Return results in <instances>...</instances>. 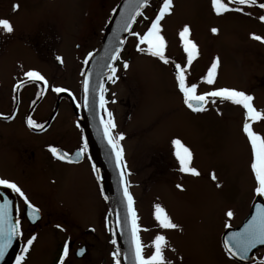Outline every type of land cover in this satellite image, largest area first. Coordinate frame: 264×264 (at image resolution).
<instances>
[{
  "label": "rangeland",
  "instance_id": "1",
  "mask_svg": "<svg viewBox=\"0 0 264 264\" xmlns=\"http://www.w3.org/2000/svg\"><path fill=\"white\" fill-rule=\"evenodd\" d=\"M92 2L0 0V19L9 20L14 28L11 34L3 32L9 41L7 54L0 65V91L3 84V98L12 97L9 92L22 71L37 64L32 56V53L35 56L37 52V28L47 27L49 19L55 17L67 35L78 32L83 25L84 12ZM224 2L228 3V0ZM260 2L264 0H257L256 4ZM96 3L99 5V9L95 10L96 16H103L106 20L115 1L98 0ZM161 4L162 0L151 2L141 22L146 20L145 17L148 19L146 21H151ZM14 5H19L18 10ZM229 7L243 10L217 15L212 0H174L172 14L162 21L161 33L166 41L165 55L174 61L164 64L150 57L143 68L141 65L138 67L142 74L140 79H131L129 83L127 78L109 88L110 100L114 94L123 101L130 98L131 102L134 96L139 94L141 97L142 121L137 122L136 115L128 116L129 110L123 104H110V108L119 125L115 131L125 136L122 144L128 155L132 147L136 150L145 145L144 142L148 145L153 142L154 148L149 152L148 148H140V158L145 157V161L142 171L131 182L135 185L139 224L142 229H146L145 221L148 225L151 220L153 228L157 226L156 235L165 236L167 247L164 254H171L173 259L170 264H236L222 247L223 228L226 224H240L244 216L242 211H246L256 197L252 193L255 184L250 167L253 155L242 130L245 118L241 106L229 102L211 103L204 113L195 116L183 109L181 97L175 88V63L186 66L187 60L179 33L188 25L191 29L189 38L196 43L199 51L194 60L197 68L194 77L198 80L199 89L212 87L203 83V77L219 58L214 87L244 91L254 97L257 109L264 112V43L252 39L253 35L264 37V22L259 19L260 14L255 8L232 3H229ZM97 23L92 19V13H89L84 30L89 29L85 37L92 44H96L99 39L93 32ZM213 28L218 32L214 34ZM145 29L146 26L137 27L135 32L143 35ZM134 43L132 38L129 44L132 46ZM86 51H82L81 56ZM37 59L40 66L38 70L43 72L46 67L52 74H59L54 64L44 58ZM138 69L133 71L136 76H140ZM68 83L71 86L78 85L74 79L68 80ZM45 106L46 102L40 108ZM253 129L264 135V121L253 125ZM175 139L181 140L192 151V164L199 171V176L193 177L179 171V164L170 146ZM6 160L7 156L0 154V163L6 172L17 179L18 174L6 166ZM213 173L216 180L211 178ZM178 184L183 187V191L175 190ZM217 184L221 187L218 188ZM160 188L166 191L153 194ZM147 197L149 207L145 209ZM156 204L165 209L179 226L177 229H162L158 226L154 218ZM229 210L235 214L231 220L226 216ZM146 231H141L144 246L149 243Z\"/></svg>",
  "mask_w": 264,
  "mask_h": 264
},
{
  "label": "flooded vegetation",
  "instance_id": "2",
  "mask_svg": "<svg viewBox=\"0 0 264 264\" xmlns=\"http://www.w3.org/2000/svg\"><path fill=\"white\" fill-rule=\"evenodd\" d=\"M96 1L98 0H93L89 9L84 12L83 25L78 32L67 35L64 29L59 26L60 24L56 22L55 17L49 19L47 27L37 28V52L35 56L32 53L37 64L27 68L26 71H22L21 76L16 79L9 92L12 97L8 99L3 98V84L1 87L0 154L4 153L7 156L5 164L18 174V178L15 179V176L8 174L4 165L1 163L0 178H6L17 183L25 191L30 201L40 209V219L33 222L27 217L28 210L21 198L8 189L15 201L17 217L21 221L24 234L23 238H20L17 253L12 264H16V257L21 254V249L24 247L26 240L33 235L36 236L37 239L29 253H27L26 264H57L65 243H68L70 246V254L65 264H115L112 253L119 248V243L114 229L111 195L100 157L90 140L87 130L84 129L79 118V116H83L82 82L85 68L88 64H85L84 61L88 59V53L94 54L99 49L105 34V29L109 25L121 2V0H113L115 4L112 6L105 20L103 16L101 18L96 16L97 11L95 10L99 9V5ZM259 4L251 8H255L257 13L260 14V17L264 15V9L259 8ZM149 6L150 3L143 13H145ZM157 12L156 10L155 15ZM0 13H2V11ZM89 13H92V19L94 18L98 22L93 29L94 36H99L96 44H92V41L85 37L89 33V29L84 30V27L87 25V16ZM142 18L143 16L137 18L132 31L135 32L137 27L143 28L145 26L148 30L155 16L149 22L146 21L148 19L141 22ZM146 29L145 33L147 32ZM132 38L135 40V43L130 46L129 42ZM57 42L59 45H56ZM8 46L9 41L7 37L3 34V31H0V65L3 64V58L7 54ZM138 46H145V48H147V45L139 44L137 37L129 35L120 52V60L114 63L118 69L116 73L118 79H116L115 83H119V81L126 80L127 78H129V83L131 79H140L142 74L141 69H138L139 65L143 68L150 61V57L152 56L147 54V52H139L137 50ZM85 50H88V52L86 51L81 56V52ZM57 56L63 58L62 64L56 60ZM37 57L41 60L44 58L45 61L54 64L59 74H52L46 67H44L43 72L38 70L40 66H38L39 61ZM140 58L143 62L140 61ZM167 58L169 59V63L174 61L169 57ZM125 62L129 65L127 69L123 68V63ZM192 65L193 66L187 68L186 74L188 82L196 83L198 86L197 94H203V92L210 90L211 87L206 90L199 89L198 80L194 77L197 70L195 61H193ZM52 67L55 68L54 66ZM136 68L140 76H136L135 72L133 73ZM204 68L205 66L203 69ZM29 70L40 72L47 79L48 86L42 87L40 83L28 82L24 73ZM174 74L176 75L175 68ZM70 79L76 80L78 85H69L68 80ZM22 81L23 87L17 90L16 85ZM56 82H58V84H55ZM113 84L112 80L107 79L105 85L106 91L104 92L106 119H108L107 112L112 113L110 104H113V106L123 104L129 110L128 116L131 117L136 115L138 118L137 122L144 120L140 116L143 112L141 110L140 95H133V103L130 98L126 101L118 99L116 94H114L113 99L110 100L109 88ZM52 87H62L67 89V91L55 93L51 91ZM175 88L181 97V105L186 112L195 116L204 113H195L188 109L183 102V94L179 92L177 84ZM131 91L134 94L133 86ZM45 102L47 106L40 108ZM210 104L211 103L207 104L206 108H208ZM253 104L257 109L254 101ZM242 113L246 120L243 108ZM29 117L38 124H42L44 130L29 128L27 126ZM258 123L259 122H252V125ZM77 125H79V127H77ZM116 125L117 127L119 126L118 124ZM151 137H153V135H151ZM84 139L88 141V151L79 162L69 164L59 161L53 157L49 151L50 147H56L60 152L68 153L69 156L75 159L76 153L83 146ZM152 143L148 145L147 142H144L145 145L136 150L132 147L128 155L126 147L123 146L121 141L124 148L127 172L131 173V175L128 176L130 181V192L134 198L135 207L137 206L136 194L134 191L135 185L133 181L131 182V179L133 180L143 168L142 163L145 161V157L143 159L140 158V154L142 153L140 148H148L149 152L154 148ZM170 146L171 151L174 153L175 161L179 164L175 155L176 149L173 145ZM93 164H95L96 168L99 170V175L101 177L99 181L96 179L97 174L92 170ZM175 190L178 192L180 191L177 187ZM162 191L166 190L160 188L153 194L157 195ZM170 191L176 193L174 190ZM253 192L254 188L252 187V193ZM105 196L108 197L107 200L104 199ZM148 197L146 198L145 209L149 207L148 202L150 197ZM252 208L253 204L250 203L248 209L242 211L244 216L240 220V224L232 225L231 228H226L224 226L223 229H225V232L228 229L242 226L245 220L249 218ZM152 224L151 220L148 225L145 221V227L147 229L146 238L149 241V243L145 244L144 248V254L146 253V256L151 255L154 251L152 247L153 240L151 241V239L156 236L157 231L155 230L157 226L153 228ZM57 225H60L64 230L61 231L60 228L56 227ZM113 239L117 241L116 245L111 243ZM222 247L228 255L223 243ZM81 250H83V255L79 254ZM164 255L168 264H170V260L173 259L171 254L167 252ZM229 258L236 264H245L237 262L231 257ZM262 261H264V247L256 252V260L251 264H261Z\"/></svg>",
  "mask_w": 264,
  "mask_h": 264
},
{
  "label": "snow or ice",
  "instance_id": "3",
  "mask_svg": "<svg viewBox=\"0 0 264 264\" xmlns=\"http://www.w3.org/2000/svg\"><path fill=\"white\" fill-rule=\"evenodd\" d=\"M149 0H129V5L131 6L128 15L123 21V31H127L130 35L137 37L139 44L147 45V48L139 47L137 50L141 53L147 52V54L152 57L157 58L164 64L169 63V59L165 55L166 41L162 33V21L166 16H169L173 12L174 0H162L161 7L159 8L155 18L151 21L150 27L147 32L143 35L132 31V24L135 23L138 16H143V8L148 6ZM229 3L252 7L255 6L257 0H228L225 3L224 0H212V7L217 15H222L230 11L240 12L242 8H231ZM14 8L18 10L19 5H14ZM259 8L264 9V3L259 4ZM147 19V17H145ZM259 19L264 22V15L260 16ZM0 31L4 33L11 34L14 31L13 25L7 19H0ZM191 29L188 25H185L179 33L180 40L183 42V49L186 53L187 60L186 66H182L180 63H175V81L178 86L179 92L183 94V102L192 112L202 113L207 110L206 105L209 103L215 104L217 102H229L233 105L241 106L245 111L246 120L243 124V133L245 134L247 140L251 145V151L253 159L251 162V171L254 174V193L257 197H264V135L258 134L254 129L252 122L264 121V112L257 110L254 107L253 101L254 97L245 93L244 91L229 88H215L217 70L220 64L219 58H217L208 69L206 76L203 77V83L208 86H212L210 90L203 92V94H197V84L189 83L187 78V68L191 67L193 61L198 57L199 51L196 43L192 41L190 36ZM212 32L215 34L218 32L217 29L213 28ZM253 40L264 43V37L259 35H253ZM119 45L124 43L117 37ZM93 53H88V59L84 61L85 64L91 60ZM108 58L111 61L120 60V47L114 46L112 51L108 54ZM56 60L63 63V58L60 56L56 57ZM129 67L128 63H123V68L127 69ZM108 68V79L115 83L118 76L116 75L118 69L113 63L107 65ZM30 83H40L42 87L48 86L47 79L38 71L29 70L24 73ZM23 87V81L16 85V89L19 90ZM84 90V104L83 106L87 108L89 106L88 95H89V80L85 79L83 82ZM51 91L55 93L66 92L67 89L62 87H52ZM100 91V107L104 108L105 100L103 93L106 91L103 84L99 86ZM79 106V105H78ZM106 111V109H105ZM108 119L101 117L100 123L103 127V138L107 142V145L111 149V153L114 154L115 167L119 169L120 182L123 188V196L127 202V214L130 223V234H131V264H168L165 258L164 250L167 247V240L164 235H156L152 241V247L154 251L151 255L145 256L144 254V244L142 243L140 233L141 231H146L147 229H142L138 223L139 217L135 210L134 198L129 191V181L127 176L131 173H127V164L124 158V148L121 141L125 139L123 133H117L115 130L117 128L116 122L113 118L111 112H107ZM27 126L32 129L44 130L42 124H38L32 118H28ZM79 127V125H77ZM173 146L176 149L175 155L176 159L179 161V171L193 177L200 175L199 171L192 166L193 153L185 146L181 140L175 139L172 141ZM49 151L52 156L59 161L65 163L79 162L81 158L85 156L88 151V141L84 139L83 146L76 153L75 159L69 156L68 153L60 152L56 147H50ZM90 158V157H89ZM92 170L95 172L96 179L99 181L101 179L99 175V170L96 165H92ZM212 180H216V176L213 173L211 176ZM0 186L5 189L11 190L18 197L21 198L23 204L26 206L27 217L33 222L40 219V209L37 208L29 199L25 191L15 182L10 181L6 178H0ZM218 188L221 185H216ZM181 191L183 187L181 185H176ZM2 195V193H0ZM105 200L108 197H104ZM226 216L231 220L234 213L229 210L226 212ZM154 218L158 226L162 229L175 230L179 226L172 221L170 216L167 214L165 209L159 205H155ZM116 223L119 225L120 220L117 216ZM60 228L61 231L64 229L60 225L56 226ZM226 228H231V224H226ZM22 224L19 219L12 218V202L5 197L4 202L0 204V260H2L8 249L12 247L13 241L18 238H23ZM36 236H31L28 238L21 249V254L16 257V264H26L27 253L31 250L34 242L36 241ZM113 245H116L117 241L113 239L111 241ZM257 244L264 245V206L257 208L256 215H254L251 220L243 227L241 231L232 232L228 235L227 239L224 241V247L227 250L229 257L244 259L247 257L249 251L254 248ZM70 254V246L65 243L62 248L61 255L58 259L57 264H65ZM83 255V250L79 253ZM113 260L115 264H121V254L119 248L112 253ZM124 259H129L128 254H125ZM264 264V261L261 262Z\"/></svg>",
  "mask_w": 264,
  "mask_h": 264
},
{
  "label": "water",
  "instance_id": "4",
  "mask_svg": "<svg viewBox=\"0 0 264 264\" xmlns=\"http://www.w3.org/2000/svg\"><path fill=\"white\" fill-rule=\"evenodd\" d=\"M134 2L135 0H133V3ZM130 8L131 6L129 5V0L121 1L111 24L106 29V35L101 44V47L88 63L83 82L85 79L89 80V106L87 108L83 106L84 90L82 84L83 116H79L82 126L85 130H87L90 140L97 150L103 170L105 172L108 188L112 199L114 223L121 249L122 264H131L132 242L130 234V223L127 214V202L124 199L123 188L120 182L119 169L115 167L114 154L111 153V149L103 138V127L100 123V119L101 117L105 119V115L103 108L100 107L99 86L103 84L105 88L108 77L107 65L109 63L114 64L115 62L111 61L108 58V54L112 51L114 46H119L121 51V48L124 45V43L122 45H119L117 37L125 42V39L129 36V33L127 31H123V21L124 18L128 15ZM133 25L134 23L132 24V27ZM126 178L128 180V176ZM0 193H2V195H0V204L4 202L5 197H7L12 202V218L15 221V219H18L15 201L13 200L8 189L0 186ZM260 206H264V200L262 197H257L253 203V208L251 210V215L249 216V218L244 222L242 227L226 231L223 237V243L225 239H227L228 235H230L232 232L241 231L243 227L248 223V221L251 220L254 215H256L257 208ZM117 216H119L120 220L119 225L116 223ZM19 239L20 238L13 241L12 247L8 249L5 257L0 260V264H12L19 246ZM262 247H264V245L257 244L249 251L246 258L240 259L239 257H236L234 259L242 263H252L255 261V252ZM125 254H128L129 259H124Z\"/></svg>",
  "mask_w": 264,
  "mask_h": 264
}]
</instances>
